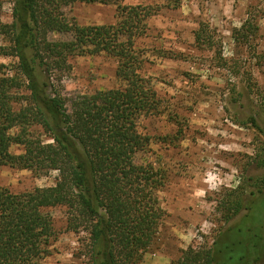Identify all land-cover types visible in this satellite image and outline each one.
Masks as SVG:
<instances>
[{"label":"trees","instance_id":"1","mask_svg":"<svg viewBox=\"0 0 264 264\" xmlns=\"http://www.w3.org/2000/svg\"><path fill=\"white\" fill-rule=\"evenodd\" d=\"M12 3V22L0 21V35L10 44L0 55L18 59L12 75L0 76V166L37 175L57 172L58 178L54 186L19 194L0 187V264H43L55 236L47 210L58 206L67 210L68 231L84 235L80 241L88 264H140L167 217L159 198L166 174L137 162L151 141L138 131V120L158 113L160 106L139 73L143 60L136 45L155 11L118 4L115 24L82 26L63 9L117 0ZM251 24L246 21L242 30L253 26L250 32L256 34ZM56 33L72 39H50ZM196 42L211 43L206 30L197 32ZM102 53L117 61L125 89L63 96L55 82L60 85L71 73L70 59ZM250 122L264 138L256 119ZM13 146L22 152L12 153ZM262 156L258 165L264 169V147ZM255 185L264 188V177ZM258 205L264 218V197L240 195L230 201L225 221L246 211L240 222L218 231L210 246L182 250L171 264H264V223H254Z\"/></svg>","mask_w":264,"mask_h":264},{"label":"rangeland","instance_id":"2","mask_svg":"<svg viewBox=\"0 0 264 264\" xmlns=\"http://www.w3.org/2000/svg\"><path fill=\"white\" fill-rule=\"evenodd\" d=\"M118 4L155 11L136 45L143 60L139 73L160 106L158 113L138 120V131L151 141L137 162L166 174L159 198L167 217L140 264H171L182 250L210 246L218 231L240 222L246 211L225 221L230 201L240 195L264 197V188L255 185L264 177L258 165L264 138L250 122L256 119L264 130V0H117L75 3L63 11L82 26L112 25ZM0 5V21L10 24L12 0H0ZM248 20L258 28L256 34L253 26L242 30ZM200 29L211 43L196 42ZM50 39L72 37L56 33ZM9 45L0 35V48ZM17 63L15 57L0 55V76L12 75ZM70 63L71 73L60 85L55 82L69 99L126 87L117 77V61L105 53L75 56ZM11 152L20 154L22 147L13 146ZM57 178V172L37 175L0 166V187L14 194L54 186ZM260 207L254 218L258 226L264 223ZM47 211L55 236L43 264H88L80 241L84 235L68 231L66 208Z\"/></svg>","mask_w":264,"mask_h":264}]
</instances>
